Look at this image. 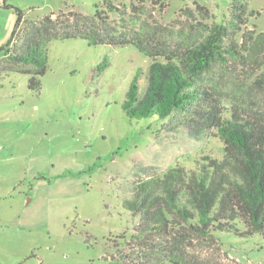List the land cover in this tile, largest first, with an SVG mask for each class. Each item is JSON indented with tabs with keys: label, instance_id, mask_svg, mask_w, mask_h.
Listing matches in <instances>:
<instances>
[{
	"label": "rangeland",
	"instance_id": "rangeland-1",
	"mask_svg": "<svg viewBox=\"0 0 264 264\" xmlns=\"http://www.w3.org/2000/svg\"><path fill=\"white\" fill-rule=\"evenodd\" d=\"M101 2L0 0V48L16 20L3 3L35 22L71 9L88 14ZM155 2L145 0L144 21L155 42L173 45L198 37L202 25L222 24L229 14L225 0ZM116 3L127 11L136 4ZM247 11L257 15L248 18L244 30L263 32L264 0H251ZM192 19L200 24L191 27ZM133 26L136 31L141 27L139 22ZM105 57L109 65L97 75ZM46 64L39 95L29 92L28 76L0 78V264H106L107 254H114L113 242L125 249L133 244L138 220L121 204L131 198L136 182L174 165L193 169L205 156L219 158L223 144L212 133L201 141L191 138L177 113L163 120L125 116L121 105L130 82L140 69L141 95L148 75V58L133 46L53 41L47 45ZM226 67L215 66L203 87L229 110L237 89L230 74L233 64ZM216 237L221 264H264V237Z\"/></svg>",
	"mask_w": 264,
	"mask_h": 264
},
{
	"label": "trees",
	"instance_id": "trees-1",
	"mask_svg": "<svg viewBox=\"0 0 264 264\" xmlns=\"http://www.w3.org/2000/svg\"><path fill=\"white\" fill-rule=\"evenodd\" d=\"M134 1L128 11L116 0H102L88 14L71 9L35 22L3 3L1 7L14 10L16 20L0 48V78L28 76L29 92L39 95L47 45L53 41L133 46L144 54L149 60L146 87L140 95L139 69L121 105L125 116L163 120L177 113L191 138L201 141L212 133L223 148L219 158L205 156L193 169L174 165L136 182L131 198L121 204L138 220L133 244L125 249L113 242L114 254H107L106 264H221L217 233L264 237V31L244 30L248 18L257 15L247 11L251 0H225L229 14L222 24H201L199 36H188L186 42H155L143 18L145 0ZM111 16L126 25L115 24ZM192 21L191 27L200 24ZM229 62L237 91L227 110L203 83L215 66L227 70ZM108 65L105 57L95 73L100 75Z\"/></svg>",
	"mask_w": 264,
	"mask_h": 264
}]
</instances>
